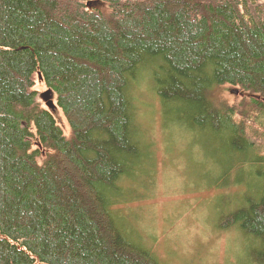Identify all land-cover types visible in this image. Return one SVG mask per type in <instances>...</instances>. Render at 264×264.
Returning a JSON list of instances; mask_svg holds the SVG:
<instances>
[{"label": "trees", "instance_id": "obj_1", "mask_svg": "<svg viewBox=\"0 0 264 264\" xmlns=\"http://www.w3.org/2000/svg\"><path fill=\"white\" fill-rule=\"evenodd\" d=\"M143 92L248 171L215 227L264 264V0H0V264H163L115 209Z\"/></svg>", "mask_w": 264, "mask_h": 264}, {"label": "rangeland", "instance_id": "obj_2", "mask_svg": "<svg viewBox=\"0 0 264 264\" xmlns=\"http://www.w3.org/2000/svg\"><path fill=\"white\" fill-rule=\"evenodd\" d=\"M231 90L220 87L216 97L233 103L239 98ZM138 105L148 134V159L140 166L143 170L138 172V181L125 182L132 194L119 201L117 213L163 264L253 263L250 256L248 261L245 242L238 233L215 227L217 207L248 197L244 185L248 171L239 168L237 158H226L228 150L219 142L212 147L203 135L189 132L146 93ZM55 118L68 134L61 113ZM180 124L185 129L177 127ZM256 128L262 132L263 128ZM240 176L245 183L240 182ZM215 197L219 198L217 203L213 202Z\"/></svg>", "mask_w": 264, "mask_h": 264}, {"label": "water", "instance_id": "obj_3", "mask_svg": "<svg viewBox=\"0 0 264 264\" xmlns=\"http://www.w3.org/2000/svg\"><path fill=\"white\" fill-rule=\"evenodd\" d=\"M40 80V78H39ZM237 95V91L234 92ZM42 100L44 101L46 107L52 111L55 110V106L53 104L52 101V96H51V92L49 90L45 91L44 93H42L41 95Z\"/></svg>", "mask_w": 264, "mask_h": 264}]
</instances>
